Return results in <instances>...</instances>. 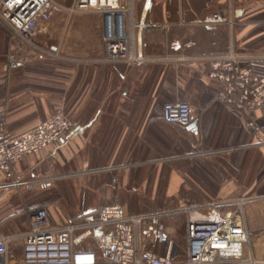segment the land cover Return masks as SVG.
<instances>
[{
	"label": "crops",
	"instance_id": "0c3cea01",
	"mask_svg": "<svg viewBox=\"0 0 264 264\" xmlns=\"http://www.w3.org/2000/svg\"><path fill=\"white\" fill-rule=\"evenodd\" d=\"M132 1L134 26L128 21L126 31L134 52L146 58L142 64L102 60L105 21L96 12L73 13L66 26L64 15L55 16L36 36L54 56L20 51L8 64L9 32L0 22V121L6 130L18 136L57 109L76 123L58 142L16 163L18 179L34 181L30 189L10 188L0 171V236L27 232L28 214L37 207L46 208L54 225H64L110 204L134 214L196 197L264 196V109L221 103L218 84L206 77L207 63L192 59L233 52L247 57L242 67L264 77V0H151L144 17L145 0ZM216 15L224 20H208ZM173 42L192 46L174 53ZM176 99L188 102L194 129L163 121V105ZM247 121L259 130L247 128ZM72 189L82 196L80 189H95L98 196L72 205L66 202ZM117 189H142L150 200L139 206ZM245 213L249 229L264 225V198ZM185 221L165 220L180 261ZM146 249L167 253V245ZM21 252V242H11L0 264H22Z\"/></svg>",
	"mask_w": 264,
	"mask_h": 264
},
{
	"label": "built area",
	"instance_id": "2783aa9c",
	"mask_svg": "<svg viewBox=\"0 0 264 264\" xmlns=\"http://www.w3.org/2000/svg\"><path fill=\"white\" fill-rule=\"evenodd\" d=\"M132 8V0H72L68 6L53 0H0V22L9 32L6 62L14 63L20 51L54 56L36 41L52 18L64 15L62 24L66 26L73 13L96 12L105 21L102 60L109 64L145 63L146 58L134 52L132 37L126 31V23L132 24ZM143 27L144 23L137 25ZM191 46L173 42L170 48L177 53ZM244 58L233 52L192 57L207 63L206 77L218 84L221 103L234 102L246 111L264 109V77L242 67ZM162 118L169 124L188 125V102L176 99L164 104ZM246 127L259 130L253 121H247ZM75 128L76 123L62 109L18 136H12L0 121V171L9 176V187L30 188L34 181L19 180L16 163ZM262 198L207 201L196 197L184 205L134 214H127L119 204H110L64 225H54L46 208L37 207L28 214L27 232L0 236V255L8 253L11 242L20 241L22 264H264V246L257 242L264 237V225L249 229L245 213L247 205ZM179 216L186 220L182 261L173 256L175 245L165 225L166 219ZM147 244L167 245V253L160 256L151 252Z\"/></svg>",
	"mask_w": 264,
	"mask_h": 264
},
{
	"label": "rangeland",
	"instance_id": "374dc122",
	"mask_svg": "<svg viewBox=\"0 0 264 264\" xmlns=\"http://www.w3.org/2000/svg\"><path fill=\"white\" fill-rule=\"evenodd\" d=\"M54 1V0H53ZM72 0H59L58 3L68 6L71 4ZM6 128V127H5ZM34 184V182H33ZM32 184V186H33ZM31 186V187H32ZM30 187V188H31ZM30 188H21L19 187L18 189H14L16 191H20V189H30ZM55 194L59 193V189H53ZM61 190V189H60ZM79 190V189H78ZM86 192L85 195H77L76 189H72V194L73 196H71V198L66 197V202L72 201V205L77 203L78 205H85L86 203H90L96 196H98V191L95 192V189H80V191ZM141 191V192H140ZM103 192V191H102ZM139 192V193H138ZM117 193H121L123 197H128L129 199L132 200L133 204L139 205V206H143L146 204L147 200H150V197L142 192V189H117ZM248 196H260V195H248ZM86 202V203H84ZM253 204V203H252ZM251 205V204H249ZM260 227V226H259ZM263 238V239H262ZM257 241V239H256ZM258 243L263 244L264 246V237H261L260 241H257Z\"/></svg>",
	"mask_w": 264,
	"mask_h": 264
},
{
	"label": "water",
	"instance_id": "95a60500",
	"mask_svg": "<svg viewBox=\"0 0 264 264\" xmlns=\"http://www.w3.org/2000/svg\"><path fill=\"white\" fill-rule=\"evenodd\" d=\"M150 1L151 0H145V3H144V7H143V17L145 16V14H146V11H147V8H148V6H149V3H150ZM209 21H215V22H221V21H223L224 20V17H222V16H214V17H211V18H209L208 19ZM195 126H196V122L194 121V122H191V123H189L188 125H187V129H194L195 128Z\"/></svg>",
	"mask_w": 264,
	"mask_h": 264
}]
</instances>
